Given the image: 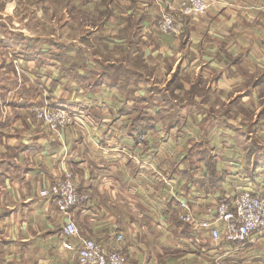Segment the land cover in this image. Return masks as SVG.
<instances>
[{"label":"crops","instance_id":"obj_1","mask_svg":"<svg viewBox=\"0 0 264 264\" xmlns=\"http://www.w3.org/2000/svg\"><path fill=\"white\" fill-rule=\"evenodd\" d=\"M61 1L71 40L27 33V19L14 22L19 37L6 26L0 35L25 72L19 83L12 61L0 63V264H78L83 239L130 264H264V235L214 243L139 164L174 178L200 214L243 190L264 195V0H213L178 36L158 18L179 0ZM8 3L6 18L30 12ZM44 100L79 107L83 127L55 136L32 113ZM66 170L90 196L69 214L74 238L62 231L69 217L41 196Z\"/></svg>","mask_w":264,"mask_h":264},{"label":"built area","instance_id":"obj_2","mask_svg":"<svg viewBox=\"0 0 264 264\" xmlns=\"http://www.w3.org/2000/svg\"><path fill=\"white\" fill-rule=\"evenodd\" d=\"M213 3V0H180L177 5L169 6L168 11L162 14L158 29L163 34L178 36L182 33L183 22L187 17L208 14ZM33 111L38 119L50 124V128L55 132L59 131V134L67 125H74L78 119L75 113L60 108L53 111L47 107H34ZM139 164L149 170L155 167L149 161H140ZM158 175L168 185L177 201L180 220L190 225L194 231L208 232L214 243L245 245L254 235L264 234V195L252 190H243L232 198L206 206L200 214L188 199L178 196L174 178L161 173ZM41 196L53 198L59 211L69 217L63 226V234L70 238L79 237L80 230L69 214L76 207L85 205L90 196L80 190L76 175L66 170L62 177L41 190ZM124 240V234L115 237L117 243ZM77 261L78 264H130L128 255L122 250L110 248L94 239L82 240Z\"/></svg>","mask_w":264,"mask_h":264},{"label":"rangeland","instance_id":"obj_3","mask_svg":"<svg viewBox=\"0 0 264 264\" xmlns=\"http://www.w3.org/2000/svg\"><path fill=\"white\" fill-rule=\"evenodd\" d=\"M16 2L17 4V7L19 8L20 4H24L25 2H27L26 4H24L23 8L25 9H29L30 12H27V14H23L20 16L21 13H19V18L17 21H14V18H6L4 17L3 15L0 14V35H2V31H3V28L4 26L6 27H10V29H12L14 31V35L16 37H19L20 36V33L17 32L16 30L18 28H16V30L14 29V22H21L23 20H26L27 19V24L31 27V28H23L25 29L24 31H26L27 33H31L32 31L35 32V34L37 33L38 35L42 36L43 39L45 40H49L51 39H55V40H64V41H68L70 39V37L73 35V34H76L74 33L73 31L71 32V30L68 29V24L67 21H66V17L64 16V14L62 13V11L64 10L63 6L66 5L65 3H62L63 1L59 0V4H54L53 1L50 2V0L45 1V5L40 3V6L42 9L39 10V16L38 18L36 19L34 15L30 14L32 13V11L35 9V8H40L38 5H35V2L37 0H0V10H4L6 9L8 6L7 4H9L8 2ZM180 1V0H179ZM55 2V1H54ZM88 0H85L84 3L87 4ZM178 3V2H177ZM177 3H174V2H169L168 3V6H165L162 8L161 10V15L160 17L158 18L159 20L161 19V16L162 14L165 12V11H168V8L169 6L171 5H177ZM9 8V7H8ZM45 8V9H44ZM55 8H59L56 10L55 12ZM25 11H23L22 13H24ZM30 14V15H29ZM15 17H18L17 15H15ZM16 23V24H18ZM69 27H71V25L69 24ZM84 29V28H83ZM31 30V31H30ZM37 31V32H36ZM78 34H86L84 31H82L81 33H78ZM71 40V39H70ZM2 44H0V63L1 61L3 60L4 61V58L7 57L9 59V61H12V64H13V68L15 70V73H16V76L18 78V81L19 83L22 82V79H23V76L25 75V72H24V68L19 64L18 60L17 59H13L11 58L7 51L5 50V48H3V46H1ZM6 51V52H5ZM60 87H67L68 84L65 83L64 84H60L59 85ZM124 88L125 90H128L129 89V85H124ZM51 101V100H50ZM49 100H44L42 102H36L34 103L33 107H32V111L34 109V107H38V108H49L51 110H55V109H64L66 111H69L71 113H75L78 117L77 121L74 123V125H67L65 127V129L67 128H70V127H73V126H78V125H82V119H81V115H83L79 110V107H75L76 111H72L70 110V108H68L66 105H63V104H60V102H50ZM72 108V107H71ZM48 111V110H47ZM35 116V119H37L38 121H40L42 124H44L46 127L49 128L50 132L54 133L55 136H59L61 137L62 134H63V131L61 130V134H59V131H53L51 128H50V124H46L42 119H38L37 116L35 115L34 111L32 112ZM142 113V111L140 112ZM154 174H157L158 173H161L156 167H154V169H150ZM175 183H177L176 180H174ZM259 235V234H257ZM264 235V234H262ZM256 236V235H254ZM253 236V237H254Z\"/></svg>","mask_w":264,"mask_h":264},{"label":"trees","instance_id":"obj_4","mask_svg":"<svg viewBox=\"0 0 264 264\" xmlns=\"http://www.w3.org/2000/svg\"><path fill=\"white\" fill-rule=\"evenodd\" d=\"M144 120H147V117L143 118ZM139 120V119H138ZM140 121V120H139ZM143 129L140 127V131H142Z\"/></svg>","mask_w":264,"mask_h":264}]
</instances>
